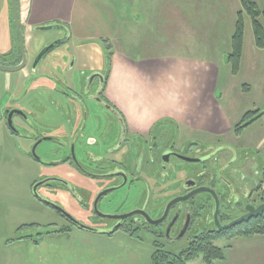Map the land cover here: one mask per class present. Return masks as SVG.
Returning <instances> with one entry per match:
<instances>
[{"label":"flooded vegetation","instance_id":"obj_1","mask_svg":"<svg viewBox=\"0 0 264 264\" xmlns=\"http://www.w3.org/2000/svg\"><path fill=\"white\" fill-rule=\"evenodd\" d=\"M77 46L63 23L31 24L27 0H0V133L40 168L30 186L39 207H28L40 218L22 226L27 242L83 231L172 253L264 216L243 220L264 205V143L241 141L264 111L246 113L233 136L173 118L142 131L107 96L111 56L102 69L90 42Z\"/></svg>","mask_w":264,"mask_h":264},{"label":"rangeland","instance_id":"obj_2","mask_svg":"<svg viewBox=\"0 0 264 264\" xmlns=\"http://www.w3.org/2000/svg\"><path fill=\"white\" fill-rule=\"evenodd\" d=\"M97 1L106 4L109 9L103 5L92 8L87 13L90 18L77 22L76 27L91 31L96 36L90 40L89 50L95 56V61L100 62V68L105 69L110 64L111 56L113 71L114 58L116 54H121L123 60L127 61L123 63L124 66L121 65L126 75L133 73L132 79L137 75V92L129 89L122 98L126 107L132 95L142 102L148 97L145 95H161L163 87L170 89L175 85L174 93L186 95L193 110H205L207 132L230 131V136H233L235 126L246 113L255 109L264 111V52L255 46L252 19L245 12L244 50L238 73L233 71V63L228 61L233 52L238 11L243 10L241 0H149L155 7L149 6L150 20L143 28L144 32L148 30L147 41L158 36L153 29L159 27L158 22L170 13V22L164 26L163 32L168 33L169 37L166 49L176 54L177 60L174 69L156 71L145 67L139 59L136 32L142 30V26L138 24L137 27L136 24L134 0ZM252 1L264 11V0ZM101 8L110 11L111 15L105 14ZM110 34L114 36L111 42L106 39ZM161 55L159 52L158 56ZM167 72L174 77V84L166 87L163 80ZM5 74L0 73V83ZM215 93H218L219 99ZM4 103L0 102V115ZM196 114L199 115V112ZM111 125L114 124L110 122ZM253 136H261L264 143V118L245 131L241 141ZM24 155L14 137L0 133V264H152V255L156 252L152 241L141 244L122 235L109 240L105 236L75 231L68 240L48 238L42 244L39 239H35L36 243L27 242V228L22 226L40 218L28 210V207H39L31 195L30 186L40 168ZM233 234L230 237H214L217 247H228V250L233 247L230 252L226 250L229 261H217L215 264H264V236L232 240ZM189 245L188 240H183L171 247V251L180 254ZM244 257V261H238ZM190 264L206 263L201 257Z\"/></svg>","mask_w":264,"mask_h":264},{"label":"crops","instance_id":"obj_3","mask_svg":"<svg viewBox=\"0 0 264 264\" xmlns=\"http://www.w3.org/2000/svg\"><path fill=\"white\" fill-rule=\"evenodd\" d=\"M27 1L29 3V15L31 19V24H46L52 22L63 23L67 25L69 30L71 31L73 37V43L76 44V46L79 45V47L82 46L80 44L90 42V40L95 39L96 36H93L91 34V31H84L78 29L76 27V23L77 22L79 23V21L81 20L85 21L86 18H90L87 13L91 11L92 8H97L99 7V5L106 6V4L102 2L100 3L97 0H27ZM134 2H135L136 17H137L136 24L137 27L138 24L139 25L141 24L142 26L141 27L142 30L136 32V38L138 40L137 51L138 50L140 51L139 59L144 62L145 67H151L155 69V71L160 69H167V70L174 69V67L177 65L176 54H174L173 52L171 53L170 50L166 49V47L169 44L168 41L169 37H168V33L163 32L164 26H166V24L170 22L169 20L170 13L168 15H164L162 19L158 22L159 27H155L154 28L155 30L153 29V33L157 32L158 36L149 38V41H147L149 37L148 30L146 29V32H144L143 28L147 27V21L150 20L148 17L149 6L155 7V5L153 4V2L151 3L149 0H134ZM101 9L105 14L111 15L110 11H107L106 9L103 8ZM153 12H154V8H152V13ZM116 15H119V13H117ZM263 21L264 20L261 19V22ZM143 23H145L146 25H143ZM81 24L87 26L85 22H81ZM113 37L114 36L110 34L109 36H107L106 39L111 42L110 39H112ZM171 47L174 49V46L171 45ZM159 52L162 53L161 56H158ZM169 52L170 54L165 57V55L168 54ZM262 52H264V50H262ZM114 61H115V66L113 71L111 68V75H110L107 96L110 99V101H112L115 105L120 107V110H122L123 113L126 115L129 122L131 123V126L139 128L142 131H145L148 130L150 127H152V125H154V123H156L158 120L164 118H173L182 126L189 125L192 128L194 127L195 129L207 130L206 124L208 120H206L204 116L205 110L200 111V109H198L197 111V109H194L196 111L194 112L192 107L193 105L191 101L186 99V95H182V93L176 95V93H174L175 85L172 86L170 89L163 87L161 95L159 94H156L157 96L145 95L148 96L147 98L144 99L145 102L144 100H142V102L135 100L134 96L132 95L130 96L126 107V104L122 102V98H124V94L129 89L134 93L137 92L136 90L137 75L133 76L135 79H132L133 73L131 72L126 75L124 69H122L121 66L123 63L127 62L123 60V55L116 54ZM137 65L138 63L134 67L135 71L137 70ZM173 81H174V77L172 76L170 77L169 73L167 72L166 78H164L163 80V82L166 84V87L168 84H174ZM215 96L218 98V93H215ZM156 102L162 104L163 107L162 106L160 107ZM198 112L199 115L196 114ZM197 120L199 121V124H197ZM194 122H196V124H194ZM232 249L233 247L231 246V248L228 251L230 252L232 251ZM244 259L245 257L241 258L238 261L241 262L244 261ZM227 260L228 261L230 260L229 254L227 255L225 261ZM219 262H223V261H219Z\"/></svg>","mask_w":264,"mask_h":264},{"label":"trees","instance_id":"obj_4","mask_svg":"<svg viewBox=\"0 0 264 264\" xmlns=\"http://www.w3.org/2000/svg\"><path fill=\"white\" fill-rule=\"evenodd\" d=\"M243 10L238 13V20L233 35V52L229 55L228 61L233 63V71L239 72L244 50L245 22L244 12L252 19L255 46L258 50H264V11L252 0H241ZM27 228V227H26ZM22 229V228H21ZM264 236V216L255 221L247 231L235 232L232 239L242 237ZM213 239V240H212ZM216 238L203 235L197 243L180 254L157 251L152 256V264H190L203 257L206 264H215L217 261L226 260L228 247H217L214 244Z\"/></svg>","mask_w":264,"mask_h":264},{"label":"water","instance_id":"obj_5","mask_svg":"<svg viewBox=\"0 0 264 264\" xmlns=\"http://www.w3.org/2000/svg\"><path fill=\"white\" fill-rule=\"evenodd\" d=\"M50 28H52V27H47V29H50ZM0 68L4 70V68H2V67H0ZM21 68H22V66L19 67V68L13 69V70H20ZM38 186H39V185H36V186H35V191H34L35 193H36V190H37ZM200 192H203V191H199V193H200ZM263 213H264V205L260 206L258 209H254V208H252V212H251L249 215L245 216V217L243 218V220H248V219H250V218H252V217H257V216H259V215H261V214H263ZM243 220L240 219V220H238V221H236V222H233V223H231L230 225L224 227L223 229L231 228V227L237 225L238 223H240V222L243 221ZM220 230H222V228H221Z\"/></svg>","mask_w":264,"mask_h":264}]
</instances>
